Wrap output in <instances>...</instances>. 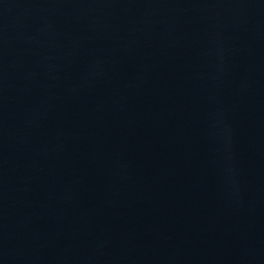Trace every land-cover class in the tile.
I'll return each instance as SVG.
<instances>
[{
    "label": "water",
    "instance_id": "95a60500",
    "mask_svg": "<svg viewBox=\"0 0 264 264\" xmlns=\"http://www.w3.org/2000/svg\"><path fill=\"white\" fill-rule=\"evenodd\" d=\"M0 264H264V0H0Z\"/></svg>",
    "mask_w": 264,
    "mask_h": 264
}]
</instances>
